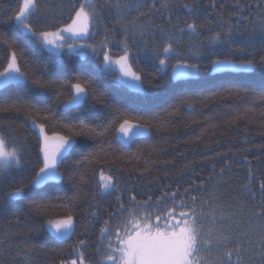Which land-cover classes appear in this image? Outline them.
<instances>
[{"label": "trees", "instance_id": "trees-1", "mask_svg": "<svg viewBox=\"0 0 264 264\" xmlns=\"http://www.w3.org/2000/svg\"><path fill=\"white\" fill-rule=\"evenodd\" d=\"M18 2L22 0H0V5H10L8 8L0 7V16L11 15ZM181 2L182 0H172L173 5ZM240 2L254 4L255 0H240ZM69 3L71 0H39V10L32 18L31 24L36 29L54 31L68 21ZM210 3L211 0H201L202 10L196 19L198 24L207 23L209 27H215L216 13L221 11L226 19L231 16L234 25L239 16H247L249 20L240 23L241 29L252 30L254 25L249 21L253 18H256L257 22L259 20L255 9L245 8L237 13L236 0H217L214 12ZM172 12V24L183 26L185 21L193 20L187 10L182 8L173 7ZM209 13L212 15L209 16ZM105 15L107 16V13ZM163 15L167 16L168 13L164 12ZM160 16V13L156 14V22L164 23L165 27H168L169 25ZM108 27H112L111 20H108ZM0 30L7 34L9 41L15 38L25 48L26 55L18 61L22 71L25 65L35 59L40 62V70L36 75L42 81L55 82L49 88L37 87L31 79L27 82H10L0 87V107L21 108L20 112L14 110L0 112V123L4 125L6 132L15 129L17 133H23L27 140L25 156L27 167L20 173H13L18 182L26 185V198L4 199L3 192L10 190V182H6L4 188L0 189V252L4 251L10 242H27L35 245L38 250L31 264H59L61 258L69 261L75 258L70 254L72 251L70 246L82 238L80 233L88 219L90 197L98 190L93 180L99 179V168L107 167L101 160L95 176L92 177L89 173V183L83 185L79 192L82 199H76L77 189L67 175L62 180L50 181L44 186L29 185L34 170L42 166L38 133L27 123L29 115L35 117L39 123L45 122L42 119L44 114L38 116L36 108L51 106L52 112L48 113L50 118L46 122V131L49 135L54 131L67 135L70 134L69 130L63 125H78L86 118L92 125H107L113 119L117 107L127 112L129 117L135 116L134 109L143 110L146 107L143 99L146 93L149 98L152 96L157 98L151 108L153 112H158L174 104L182 92L199 98L211 97L212 93L219 92L222 96L211 97L204 103H196L194 111L182 109L166 128L153 129L148 137L136 140L130 147L122 146L115 138L119 123L113 124L107 137L92 140L85 136H76L73 155L89 150L98 152L102 146L105 151L114 152L120 157L112 165L111 171L120 176V187L124 190L125 204L129 195H136L138 200L147 199L148 195H151L155 204L162 190L165 192L179 190L183 193L190 185L196 186L195 191L189 193L185 199L190 200L191 195L198 197L196 205L193 206L197 212L215 211L217 215L234 213L233 219L227 222L229 228H238L241 232L248 231L249 239L253 241L252 245H246L249 250L244 253L245 264H253V262L260 264L254 244L258 242L261 220L253 216V212H258L261 207L259 193L255 200L245 199L240 193L244 191L245 185L258 189L259 180L264 177V104L250 102V94L258 93L264 88V69L256 68L248 73H201L200 77L185 83L169 79L171 68H168L167 72H161L157 76L155 83L159 87H150L152 75H155V67L141 56L138 63L132 64V68L133 71L143 75L145 93L127 87L117 79L118 75L114 69H106L102 63L103 51H100L98 59L91 53L81 57L75 51L53 52L40 47L32 37L21 36L10 24H0ZM207 34L205 31L204 35ZM122 38L123 34L119 29L114 37L108 38L111 47L107 50L113 58L122 54L119 44L113 43V40L119 42ZM84 40L99 46L104 40V29L100 28L95 36L86 37ZM184 41L180 48L182 52L187 53L189 44L187 35L184 36ZM255 47L259 49V41ZM259 54L257 51V55ZM7 56L8 43L0 40V72L7 65ZM172 63H175V60ZM45 66L47 71L42 70ZM77 77L91 81L92 87L89 88L85 101L64 108L60 102L70 98V84L83 83L78 81ZM245 89L248 92H245ZM161 115L163 116L164 113L161 112ZM238 115L240 119H236ZM52 116H55V121L51 119ZM234 119L236 122L232 123ZM100 131H103V128ZM100 139L105 141L103 145L100 144ZM138 155L141 156L139 162L136 160ZM133 165L136 167L133 168ZM249 167L253 172L251 182H249ZM221 168L226 169L222 175ZM145 169L148 171L145 172ZM60 171L63 172L64 168L61 167ZM202 182L205 185L203 190L198 187ZM115 197V192L105 195L98 200V208L93 209L97 211V219L89 227L87 244L83 249L91 264H98L101 260V255L96 251L100 240V229L108 219V211L115 207ZM33 199L47 205L46 217L29 211L28 203ZM179 199L178 195L177 202ZM204 201L208 203L203 205L202 209ZM171 206L172 202L168 201L161 205V208L166 211ZM179 211L181 209H177V214ZM69 213L74 216L76 233L65 241L57 240L43 227L45 218L61 219ZM15 215L21 217L22 223L12 222ZM122 220L123 217L109 221L113 240L116 226L120 224L122 229ZM205 227H208L207 222ZM107 239L105 237L103 243H107ZM104 250L101 244V253ZM13 257H17L15 248L10 254L0 256V264H16Z\"/></svg>", "mask_w": 264, "mask_h": 264}, {"label": "snow or ice", "instance_id": "snow-or-ice-1", "mask_svg": "<svg viewBox=\"0 0 264 264\" xmlns=\"http://www.w3.org/2000/svg\"><path fill=\"white\" fill-rule=\"evenodd\" d=\"M216 5L217 0H211L210 6L213 12ZM39 6V0H22L17 3L11 15L0 16V24L12 25L21 36L32 37L40 47H47L49 50L61 49L65 46L69 52L86 49L97 59L100 51H103L102 63L105 68L118 66L120 76L117 79L124 78L123 82L137 91L146 93L143 75L133 71L132 68V64L138 63L141 56L155 67V75H152L150 87H159L155 83L157 76L161 72H167L168 68L172 69L169 79L185 83L200 77L201 73H248L256 68L264 69V0H255L254 4L236 0L237 13L245 8L257 11L258 22L256 18L249 21L254 25L252 30L240 28V23L249 20L247 16H239L234 25L231 16L226 19L222 11L216 13L215 27H209L207 23L198 24L196 19L202 10L201 0H187V2L182 0L176 5H173L172 0H71L68 4V21L54 31L36 29L31 24ZM0 7L8 8L10 5H0ZM173 7L187 10L193 20L185 21L183 26L172 24ZM164 12L168 15L164 16ZM157 13L161 14L160 18L169 25L168 27H165L164 23L156 22ZM211 15L212 13H209V16ZM108 20L112 21L111 28L108 27ZM100 28L104 29V40L99 46L80 39V37L95 36ZM117 29L122 32L123 38L119 42L113 40V43L119 44L122 54L113 59L107 50L111 47L108 38L114 37ZM205 31L207 35H204ZM185 35L189 37L187 53L182 52L180 48L185 42ZM0 40L8 43L7 65L0 72V85L13 81L27 82L29 79L40 88H49L55 84V82L42 81L36 75L40 70L38 60L33 59L25 65L23 71L21 70L18 61L26 55V52L17 39L9 41L7 34L0 30ZM257 41L260 44L258 50L255 47ZM173 60L175 63H172ZM42 70L48 69L45 66ZM77 80L83 83H71V96L68 100L61 101V104L74 106L86 100L92 82L83 77H77ZM245 92L248 90L245 89ZM215 96H222V93L211 94V97ZM211 97L199 98L182 92L174 104L153 112L151 105L156 103L157 98L155 96L149 98L146 93L143 98L146 107L143 110L134 109L136 115L133 117H129L127 112L117 107L113 119L107 125H92L87 122V118L78 125H63L61 121L63 127L69 130L70 134L67 135L58 131L52 132L51 135L47 133L46 122L50 118L48 113L52 112L51 106L45 105L35 109L38 116L44 114L42 116L44 123H39L32 115L27 117L29 126L38 130L39 153L42 156V166L34 170L29 185L44 186L50 181L62 180L67 175L77 189L76 199H82L79 192L83 185L89 183V173L92 177L95 176L101 160L107 165L106 168H99V179L93 180L98 190L90 197L88 219L80 233L82 238L70 246L72 250L70 254L75 258L70 261L61 258L59 264H91L83 249L87 244L89 227L97 219V211L93 209L98 208L100 198L113 192L116 193L115 207L108 211V219L100 229V240L96 248L97 253L101 255L98 264H245L244 253L249 250L246 245L253 244L249 239L250 233L241 232L238 228H229L227 222L233 219L234 213L217 215L215 211L197 212L193 206L196 205L198 197L191 195L190 200L185 199L189 193L195 191L196 186L190 185L183 193L179 190L173 192L162 190L155 204L151 195L144 200H138L136 195H129L125 204L124 190L120 187V176L111 171L112 165L120 157L114 152L105 151L102 146L98 152L89 150L73 155L76 136H85L92 140L107 137L113 124L119 123L115 138L122 146L130 147L136 140L148 137L153 129L166 128L182 109L194 111L196 103H204ZM250 102L264 104V88L258 93L252 92ZM12 110L20 112L21 108L0 107V112ZM161 112L164 113L163 116ZM51 119L56 120L55 116ZM236 119H240V116L238 115ZM236 119L232 123H235ZM101 128L103 131H100ZM104 142L100 139L101 145ZM26 152L27 140L23 133H17L15 129L6 132L4 125L0 123V189L4 188L6 182H10V190L3 192L4 199L26 198V185L18 182L13 175L27 167ZM140 159L141 156L138 155L137 162ZM61 167L64 168L63 172L60 171ZM135 167L136 165H133V168ZM225 170L221 168L220 174L222 175ZM147 171L145 169V172ZM252 180L253 172L249 167V182ZM198 187L203 190L205 185L202 182ZM258 193L261 207L258 212H253V216L259 218L261 223L258 242L254 244V248L260 264H264V177L260 178L258 189L245 185L240 195L245 199L255 200ZM178 195L180 199L177 202ZM168 201L172 202V206L164 211L161 205ZM207 203L208 201L203 202L202 209ZM28 208L33 214L46 217V204L33 199L29 201ZM185 208L188 210L183 211L182 209ZM177 209H181L179 214ZM122 217V229L120 224L116 226L113 240L109 221ZM12 222L22 223L21 217L15 215ZM205 222L208 223L207 228ZM43 227L60 241L70 239L76 233V224L71 213L56 220L45 218ZM105 237L108 238L107 243H103ZM101 244L105 249L103 253H101ZM13 248L17 250V257H13L16 264L20 262L31 264V260L38 254L35 245L27 242H10L7 248L0 252V256L10 254Z\"/></svg>", "mask_w": 264, "mask_h": 264}, {"label": "rangeland", "instance_id": "rangeland-1", "mask_svg": "<svg viewBox=\"0 0 264 264\" xmlns=\"http://www.w3.org/2000/svg\"><path fill=\"white\" fill-rule=\"evenodd\" d=\"M86 37H80V39H82V40H84ZM46 49H48L47 47H45ZM49 50V49H48ZM63 50H66V51H69L68 49H67V47L65 46L64 48H61V49H52V50H50V51H53V52H59V51H63ZM75 52H77L81 57H84V56H86V55H88L89 54V52L86 50V49H77ZM118 58V57H117ZM113 59H116V58H113ZM112 69H114L116 72H117V75L118 76H120V72H119V68H118V66H115V65H113L112 67H111ZM171 75H172V69H171ZM123 79L124 78H121V79H119L123 84H125L127 87H129L126 83H124L123 82ZM13 82H22V81H13ZM1 86H3V85H0V87ZM130 88V87H129ZM82 103V102H81ZM71 106H73V105H64L63 104V107L64 108H68V107H71ZM75 106V105H74ZM36 130V129H35ZM37 131V133H38V130H36ZM42 157V156H41ZM34 186H36V185H34Z\"/></svg>", "mask_w": 264, "mask_h": 264}]
</instances>
